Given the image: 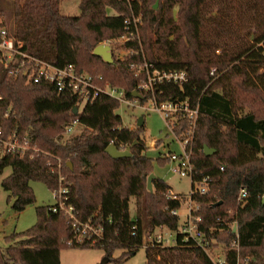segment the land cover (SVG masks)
I'll return each mask as SVG.
<instances>
[{
    "label": "trees",
    "instance_id": "trees-1",
    "mask_svg": "<svg viewBox=\"0 0 264 264\" xmlns=\"http://www.w3.org/2000/svg\"><path fill=\"white\" fill-rule=\"evenodd\" d=\"M60 4L12 0L13 24L7 25L0 10V27H7L30 56L58 68L72 64L99 85L124 91L128 100H135L133 91H142L132 64L185 71L183 86L161 83L139 101L198 108L190 196L200 218L196 226L212 250L224 248L230 264L236 261V241L242 258L264 264V0H81L78 16L63 14ZM106 41L112 64L93 53ZM119 47L130 53L120 57L114 51ZM10 71L0 61V128L4 138L15 133L29 148L21 155L0 146V176L7 167L12 170L0 189L18 213L36 203L33 182L54 192L64 189L61 201L73 207L79 225L54 211L56 203L38 206L36 223L8 237L13 245L0 247V264H61V250L73 248L101 249L107 260L123 249L114 259L120 262L141 246L146 264H214L194 239L180 233L173 246L144 244L145 233L158 228L178 231L181 219L172 211L182 200L159 177L148 189L153 160L145 154L144 125H123L116 112L119 99L101 93L78 112L81 100L70 89L21 83ZM75 118L83 130L66 136ZM174 129L182 135L187 126L177 121ZM111 144L129 148L131 156L112 158L106 152ZM205 146L215 153L207 156ZM204 181L207 191L200 193L196 182ZM241 189L247 196L239 200ZM82 224L99 233L81 235Z\"/></svg>",
    "mask_w": 264,
    "mask_h": 264
},
{
    "label": "built area",
    "instance_id": "built-area-1",
    "mask_svg": "<svg viewBox=\"0 0 264 264\" xmlns=\"http://www.w3.org/2000/svg\"><path fill=\"white\" fill-rule=\"evenodd\" d=\"M22 42L18 41L11 31L5 27H0V61L6 66L10 67V74L18 79L21 83H39L41 81L53 83L56 85L58 91L62 92L67 88L70 89L74 94L78 95L81 100V105L77 108L78 112L83 110V107L89 102L94 100L101 93H106L111 97H115L122 101H131L126 99L125 92L117 90L111 87L107 89L99 88L93 83V77L87 74L78 73L75 67L71 64L64 68L55 67L45 61L36 59L30 56L22 50ZM11 65H13L11 67ZM131 67L136 72V75L142 72L146 74V80L144 84L140 85L139 88L142 91L151 90L154 91L155 86L161 83H173L179 86H183L188 80L187 73L185 71H168L160 72L158 70L151 71L150 67L142 65L137 67L136 64H132ZM101 79V77H99ZM137 99V98H135ZM154 101V100H153ZM135 103L136 100H133ZM156 108L160 111L167 122L172 126L173 131L176 126L174 118L179 115L188 118L190 126L183 131V137H180V142L183 144V151L181 153L167 152L165 158H168L170 162L176 163L172 167V171L180 174L181 176H188L193 182L194 167L192 163L193 150L191 148V142L193 140L197 119L199 115L198 108H190L187 103H179L176 101H163L157 104L154 101ZM80 127L78 118L72 120L66 127L65 135H71L74 133V129ZM0 146H3L7 152L12 154H24L29 148V142L24 140L20 142L18 136L14 133L13 136L4 138V133L0 128ZM196 190L200 193H206L207 184L204 182H196ZM66 190H60L55 192L57 198L56 206L53 207L54 211L61 210L65 215L72 219L73 227H78L79 220L75 215L72 206H66L62 201V194ZM247 196L246 189H241L239 194V200ZM197 209V208H196ZM195 210V209H194ZM172 214L180 217L179 209L172 211ZM181 219V217H180ZM200 218L195 217L193 208H189L188 213L184 221H180L178 231L172 232L164 228H158L154 232L145 233L143 241L145 245L159 243L165 245L164 231L172 232L176 235L174 242L176 243L177 234L184 235V239H194L197 245L204 249L214 264H230L227 259V253L223 252V256L219 255L216 250H212L210 241L205 238V235L200 232L196 226V221ZM90 230L94 234H98L99 230L93 227L82 224L81 235L85 234ZM236 249V261L235 264H251L250 257L242 258L240 255L239 243L236 241L233 245Z\"/></svg>",
    "mask_w": 264,
    "mask_h": 264
},
{
    "label": "rangeland",
    "instance_id": "rangeland-1",
    "mask_svg": "<svg viewBox=\"0 0 264 264\" xmlns=\"http://www.w3.org/2000/svg\"><path fill=\"white\" fill-rule=\"evenodd\" d=\"M81 0H61L60 8L63 14L69 16L80 15ZM13 6L12 0H0V10L5 12L4 18L6 19L9 27L13 24ZM110 14H115V11L108 9ZM116 43V42H114ZM101 44H109L103 42ZM117 44H120L118 42ZM110 45V44H109ZM112 50V48H111ZM114 51L120 57L126 56L130 53L125 48H115ZM136 73V72H135ZM85 74V73H84ZM93 77V83L99 88L107 89L108 85H99L96 83L95 77L92 74L86 73ZM136 77L141 80L139 85L145 83L146 74H138ZM136 91V90H135ZM138 92V91H137ZM141 95H146L145 91L139 92ZM135 99V98H134ZM131 101H122L119 109L116 111L121 116L123 125L129 129L137 127V122L140 118L144 120V135L147 143V149L145 154L153 160L152 173L158 178L164 179L171 187L172 194L179 197L182 200V206L179 209L181 221H184L188 210L191 205L190 196L192 192V180L188 176H181L178 173L172 171V167L176 163L170 162L168 158L164 161L165 153L171 151L175 153H181L183 151V144L180 142V137L184 135H178L173 131L172 126L167 122L164 115L157 110L153 99H147L143 103H140L139 99ZM180 113L173 119L180 124H186L187 128L190 126L189 120L183 118L180 120ZM83 130V127H77L74 129L73 134H78ZM186 131V130H185ZM72 135V134H71ZM12 172L10 167H7L4 173L0 176V185L2 180ZM32 187L36 195V203L28 206L23 212H15L12 208L13 201H9V193L2 187L0 189V247L6 248L13 245L8 237L15 233L25 231L36 223V207L41 205H53L57 202L55 192L51 191L42 182H33ZM136 211L135 200L132 199L130 203V212L134 216ZM165 246L175 245L176 235L172 232L164 231ZM123 249L115 251L112 260H107L105 264H146V247L141 246L135 255L124 258L120 262H116L114 259L121 257ZM216 252L223 256L224 248L222 246L216 250ZM61 264H102L105 260L104 252L101 249H62L60 252Z\"/></svg>",
    "mask_w": 264,
    "mask_h": 264
},
{
    "label": "water",
    "instance_id": "water-1",
    "mask_svg": "<svg viewBox=\"0 0 264 264\" xmlns=\"http://www.w3.org/2000/svg\"><path fill=\"white\" fill-rule=\"evenodd\" d=\"M93 53L97 56H101L103 60L108 63L112 64L114 63V58H113V53L111 50V46L109 44H99L98 46L95 47ZM134 98L137 99H144V97L138 93L137 91H133L132 93ZM144 125V120L143 118H140L137 122V126L141 127ZM205 154L207 156H210L215 153V150L205 146L204 147ZM106 152L112 157V158H120V157H130L131 152L130 149L127 148L126 150H119L114 144L109 145V147L106 149ZM157 178L153 173L149 175L148 181H147V186L150 191L153 190V180ZM263 204H264V196H263ZM107 262V259H105L102 264H105Z\"/></svg>",
    "mask_w": 264,
    "mask_h": 264
}]
</instances>
